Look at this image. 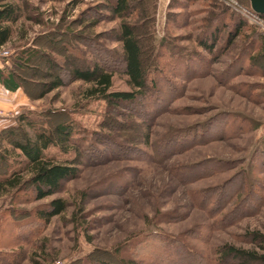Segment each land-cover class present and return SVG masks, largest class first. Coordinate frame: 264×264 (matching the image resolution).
<instances>
[{
  "label": "rangeland",
  "instance_id": "obj_1",
  "mask_svg": "<svg viewBox=\"0 0 264 264\" xmlns=\"http://www.w3.org/2000/svg\"><path fill=\"white\" fill-rule=\"evenodd\" d=\"M2 1H15L23 10L4 57L10 61L22 49L40 53L29 69L18 71L26 90L16 105L0 107V130L16 124L21 113L43 118L50 129L73 122L75 145L69 151L51 146L46 153L58 162L77 160L80 167L79 176L65 181L52 197L35 201L28 190L6 196L23 195L14 206L29 214L54 197L68 201L62 215L23 242L19 264H133L131 253L144 240L143 245L158 247L147 253L138 246L142 255L134 264H165L159 261L161 252L174 258L180 246L195 256L180 264H244L224 257L227 245L264 254L250 234L264 233V167L255 155L264 140V30L241 11L251 5L243 0H140L149 7L143 42L152 66L159 67L155 81L163 101L157 108V98L147 95L116 108L105 99L87 98L89 84L80 80L47 92L53 80L50 60L55 61L53 75L63 74L107 58L98 46L114 58L112 90L130 89L118 61L120 19L106 1ZM242 17L246 26L230 39ZM204 40L213 50L201 46ZM66 48L76 55L71 64ZM189 126L195 139L179 131ZM173 132L180 133L178 142H167ZM88 143L91 149L82 150ZM7 221L3 226L0 221L4 251L15 248L8 247ZM157 235L176 242L162 245Z\"/></svg>",
  "mask_w": 264,
  "mask_h": 264
},
{
  "label": "trees",
  "instance_id": "obj_2",
  "mask_svg": "<svg viewBox=\"0 0 264 264\" xmlns=\"http://www.w3.org/2000/svg\"><path fill=\"white\" fill-rule=\"evenodd\" d=\"M104 1L107 2L108 8L116 18L120 19L117 38L121 43V56L118 61L122 64L130 89L112 90L114 68L110 62H114V58L111 54H106L105 49L98 46L96 48L97 52L101 56L102 53L105 54L107 58L103 57L101 60L93 61L83 67L73 66L71 70L63 71V74L53 75L52 68L55 66V61L50 60L48 73L53 76V80L47 83V92L65 86L71 79L72 81L80 80L89 84L85 89L87 98L105 99L117 108L122 104L126 106L134 105L137 100L150 95L149 97L152 100L157 98V100H154L156 101L154 104L158 108L163 101L160 99V89L155 81V74L159 67L152 66L149 52L143 42V35L147 34L144 25L148 26L150 20L149 7L140 0ZM243 1L250 7L249 0ZM217 15L218 18L223 16L222 13H217ZM261 15L264 17V14ZM22 16L23 10L19 3L15 1L0 2V50L12 41L15 32L14 26ZM134 18H141V23L133 20ZM96 24L97 22L94 21L92 26ZM246 24L247 20L242 17L230 39L237 37ZM139 28L142 31H139ZM214 34L216 35L217 32ZM212 39L215 38L212 37ZM201 46L206 50H213V46L207 40H204ZM66 50L70 54L68 60L71 64L70 58L74 57L76 59V55L72 50L68 48ZM39 53L38 49H22L15 57L10 58V61H8L9 58L0 55L2 63V66L0 65V81L2 84L10 90H17L18 88L26 90L24 84L17 79L18 71L29 69L32 60ZM260 53L264 58V41L260 47ZM174 54L177 57L176 59L180 60V51H175ZM64 74L68 79L64 78ZM179 131L181 134L183 133L182 136L189 135L195 139L196 131L192 132V126ZM75 132L76 127L73 122L58 123L53 129H50L43 118L32 117L31 113H21L17 116L16 124L0 130V205L8 204L5 209L0 211V215L4 214L3 219L0 221L2 226L7 220L10 223L8 232L12 237L10 239V236L6 235V238H9L7 243H9L8 247H15L9 251L0 249V264H19L23 256V242L27 244L30 236L38 235L52 218L62 215L67 210L68 201L63 197H54L46 204L34 207L35 213L33 214L14 206V203L17 202L16 199H23V195H10L8 200H5V198L8 194L28 190L32 194V200H44L60 192L65 181L77 178L80 174L77 160L58 162L46 153V150L51 146H58L63 151H69L72 148L71 144L75 143ZM178 132L167 135L168 137L165 140L172 143L178 142L180 135ZM147 136L149 137V134ZM76 146L74 148L79 154L81 147H78V143H76ZM90 146L91 143H88L82 150H90ZM255 152L256 157L258 156L259 162L264 167V140ZM20 157L23 158L20 159ZM260 163L257 165L260 166ZM3 233L5 235L4 227L0 230V237L3 236ZM250 234L253 236L254 242L258 243L260 248L264 250V233L252 232ZM157 236L158 239H162H160L162 245L169 241L176 242L174 238L168 236H165L166 238L162 235ZM145 242L147 241L140 242L131 253L133 264L138 262L137 260L142 255L141 251H138V246L142 245V249H146L147 253L153 252H148L149 249L155 250L158 247L155 242L143 245ZM180 247L182 252L176 248L173 253L174 258L162 251L159 255V261L166 260L167 263L180 264L185 259L191 260L195 257L192 251L188 253L183 250V246ZM223 251L224 257L231 256L244 264H264V254H260L255 249H243L227 245L223 248ZM121 262L127 264L124 260H121Z\"/></svg>",
  "mask_w": 264,
  "mask_h": 264
},
{
  "label": "crops",
  "instance_id": "obj_3",
  "mask_svg": "<svg viewBox=\"0 0 264 264\" xmlns=\"http://www.w3.org/2000/svg\"><path fill=\"white\" fill-rule=\"evenodd\" d=\"M5 50V47H3L1 50H0V53ZM1 55V54H0ZM0 65H2L1 61H0ZM22 88H18L17 90H10L8 88H6V86H4L2 84V82L0 81V107L4 106V105H7V104H10V105H16L17 102H19L17 99L18 98H23L21 96V91ZM17 98V99H16ZM0 126H4V125H1Z\"/></svg>",
  "mask_w": 264,
  "mask_h": 264
},
{
  "label": "built area",
  "instance_id": "obj_4",
  "mask_svg": "<svg viewBox=\"0 0 264 264\" xmlns=\"http://www.w3.org/2000/svg\"><path fill=\"white\" fill-rule=\"evenodd\" d=\"M243 8V7H242ZM238 9V8H237ZM239 10V9H238ZM244 10L245 13H247V17L254 23H256L257 25H260L263 30H264V17L255 12L252 8L251 9H241V11ZM1 56H6L8 54V52L6 50H3L1 53ZM3 114V112L0 110V116ZM49 264H64L63 261L61 260H55Z\"/></svg>",
  "mask_w": 264,
  "mask_h": 264
},
{
  "label": "water",
  "instance_id": "obj_5",
  "mask_svg": "<svg viewBox=\"0 0 264 264\" xmlns=\"http://www.w3.org/2000/svg\"><path fill=\"white\" fill-rule=\"evenodd\" d=\"M251 8L259 13L264 14V0H249Z\"/></svg>",
  "mask_w": 264,
  "mask_h": 264
}]
</instances>
